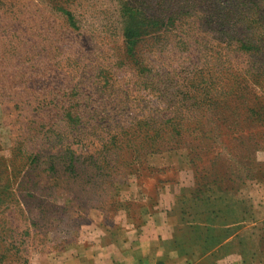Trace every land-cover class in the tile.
Returning <instances> with one entry per match:
<instances>
[{
  "label": "rangeland",
  "instance_id": "obj_1",
  "mask_svg": "<svg viewBox=\"0 0 264 264\" xmlns=\"http://www.w3.org/2000/svg\"><path fill=\"white\" fill-rule=\"evenodd\" d=\"M162 209L253 227L264 264V0H0V264Z\"/></svg>",
  "mask_w": 264,
  "mask_h": 264
},
{
  "label": "crops",
  "instance_id": "obj_2",
  "mask_svg": "<svg viewBox=\"0 0 264 264\" xmlns=\"http://www.w3.org/2000/svg\"><path fill=\"white\" fill-rule=\"evenodd\" d=\"M142 216V215H141ZM149 217L142 216L134 225L126 221L118 229L122 235L113 241H100L96 248L61 259L56 264H255L251 258L243 261L245 253L241 234L249 233L254 243L253 227L234 225L210 226L206 216L193 221L187 212L162 209ZM253 234V236H250Z\"/></svg>",
  "mask_w": 264,
  "mask_h": 264
},
{
  "label": "trees",
  "instance_id": "obj_3",
  "mask_svg": "<svg viewBox=\"0 0 264 264\" xmlns=\"http://www.w3.org/2000/svg\"><path fill=\"white\" fill-rule=\"evenodd\" d=\"M180 41L182 43L183 46H185V44L183 43V39L180 38ZM182 77V82L185 81V85H187L188 89L183 92H179L181 95V100L183 101H191L193 102L194 106L197 104V102L199 101V98L197 97V93H198V89L199 87H201L204 84V77H201V73L199 72V74H191L190 72H184L181 74Z\"/></svg>",
  "mask_w": 264,
  "mask_h": 264
}]
</instances>
